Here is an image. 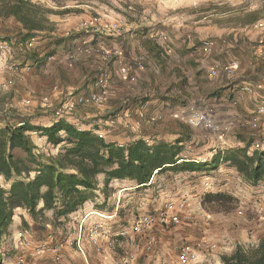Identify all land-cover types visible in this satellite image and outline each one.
<instances>
[{
  "label": "crops",
  "instance_id": "0c3cea01",
  "mask_svg": "<svg viewBox=\"0 0 264 264\" xmlns=\"http://www.w3.org/2000/svg\"><path fill=\"white\" fill-rule=\"evenodd\" d=\"M31 1L53 9L48 18L54 29L32 39L33 46L30 49L36 56L31 59L25 47L18 43V23L12 18L6 19L14 28L1 38L10 43L7 60L15 69H4L0 73V93L5 92L7 98L11 97L9 101L5 98L7 102L0 109V115L16 106L17 110L27 112L26 121L35 126L47 127L58 119H63L73 125L78 123L82 130L102 133L107 142L119 146L149 138L152 144L165 142L167 145H175L179 149L177 163L191 161L202 163L205 167L217 165L208 174L204 171L171 170L154 173L150 178V185L144 188H137L136 183L129 179H115L105 185L104 173L98 174L94 195L83 206L95 211V219L101 220L103 229H100L97 242L92 246L81 250L64 246L63 264L109 262V241L113 242L117 253H125L128 249L126 240L119 237L118 232L129 225L121 227L117 223L119 219L116 208L109 210L104 203H97L100 198L105 202L114 186H117L115 191L118 195L136 196L142 190L153 187L163 174H170L173 183L169 193L176 194L173 184L177 180L189 183L195 175H200L201 185L209 182V192L227 191L231 196L237 197L240 193L235 181L243 182L246 185L244 188H252L254 192L253 188L257 185L245 182L230 166L229 161L223 158L237 150H245L247 154H251L254 151L252 142L264 138V114L258 115V129H253L248 123L264 98V20L257 18L243 26L232 24L237 22V0H228L229 5L222 0H130L131 3L123 0V5L119 6L128 10V14L110 8L111 3L104 0ZM178 3L181 7H175ZM250 3L240 21H247L245 16L260 6L254 0H250ZM94 17H98V20L94 21ZM118 17L127 22V27L120 32L112 31L110 24ZM205 42L210 45L209 51L204 48ZM81 46L99 47L112 55L105 62L99 54L86 55L79 52ZM135 56L142 58L141 68L134 63ZM233 59L238 61L233 74L229 75L222 70L216 75L210 74L215 66ZM121 65L128 67L127 74L120 73ZM102 73L109 77L102 106L77 105L63 115L55 112V107L60 104L63 96L53 91L54 87L74 94L100 92L94 82ZM245 87L250 89L246 90ZM45 95L49 97L51 107L39 106L41 97ZM189 105L209 112L221 131L189 125ZM139 113H143L144 118L139 117ZM108 114L117 119L115 125L106 122ZM147 117L155 121L148 124ZM19 121L17 113L9 120L2 119L3 123L0 124L3 127L18 124ZM123 121H127L129 125L138 122L139 128L135 131L130 127L126 128L122 125ZM30 134L33 140L35 137L40 142L34 140L38 151L48 154L51 147L56 153L61 148L60 145L54 147L48 143L46 136L37 131H31ZM198 188L201 186L185 185L182 191L201 203L203 193L201 195ZM260 197L264 199V192L259 198L253 195L251 199L247 198L251 202L248 207ZM41 205L40 203L39 206ZM77 213L75 211L69 214L64 220L65 226L73 222L72 218ZM212 213L218 215L220 212ZM45 214L51 216L52 211L47 210ZM15 217L13 216V221ZM206 226L204 230L210 236L205 237L204 242H208L213 248L206 247L203 252L196 250L194 244L188 241L199 258L183 261L176 251L175 264H222L219 258L221 252L218 250L230 253L237 243L255 244L264 234V228L255 232H245L242 229L240 234H235L215 222L207 223ZM197 231L191 223L155 225L149 233L151 248L138 261L143 264H174L170 256L171 246L165 247L166 244L193 238L190 234ZM72 235L75 236V232ZM211 235L214 236L212 240ZM166 250L169 252L165 253Z\"/></svg>",
  "mask_w": 264,
  "mask_h": 264
},
{
  "label": "trees",
  "instance_id": "16d2710c",
  "mask_svg": "<svg viewBox=\"0 0 264 264\" xmlns=\"http://www.w3.org/2000/svg\"><path fill=\"white\" fill-rule=\"evenodd\" d=\"M52 12L53 9L31 0H0V19L12 18L18 23V43L27 53V41L53 31L48 18ZM28 56L34 59L36 53L31 51ZM31 131L46 136L54 147L60 145V150L55 155L38 151ZM178 153L175 145L158 142L148 146L142 139L119 146L63 119L47 127L26 120L21 125H4L0 128V177L8 187L0 183V238L9 231L17 208L25 210L32 220L20 216V225L31 232L42 235L47 224H63L69 214L93 197L98 174L104 173L105 185L114 179H129L137 188H144L150 185L155 170L156 174L166 170L208 174L217 166L177 163ZM223 160H228L245 182L264 185V150L251 154L237 150ZM235 200L227 191H207L200 202L212 213L224 211ZM47 210L52 211L50 218L45 214ZM219 258L222 264H264V234L255 244L237 243L232 252H221Z\"/></svg>",
  "mask_w": 264,
  "mask_h": 264
},
{
  "label": "rangeland",
  "instance_id": "374dc122",
  "mask_svg": "<svg viewBox=\"0 0 264 264\" xmlns=\"http://www.w3.org/2000/svg\"><path fill=\"white\" fill-rule=\"evenodd\" d=\"M104 1L106 2L108 1V3L109 2L111 3L110 8L128 14L126 12L128 10L120 8V6L123 5V0H116L117 1L116 3H114L113 0H104ZM126 1H128V3H131L130 0H126ZM222 1H226L225 2L226 5H229L230 3V1L228 0H222ZM231 1L235 2L234 0ZM254 3H258V5L260 6L256 8L254 11L250 12L251 14L248 13L247 14L248 16H245L247 21L245 20L240 21V17L242 13H244L247 7H250L251 3L250 0H237L235 4L237 5L236 6L237 15H235L237 17L236 19L237 22L232 24H235V26H237L238 24L243 26L244 24H249V22H251V19L254 17H258L264 20V0H254ZM175 7H181V4L178 3L175 5ZM193 7H197V6H193ZM95 15L99 16L100 14L95 13ZM13 28L14 26H12L11 23L6 21L5 19H2L0 21V39H3L1 38V36L6 35V33L12 31ZM28 51L31 52L32 49ZM1 87L3 88V86ZM5 98L8 99L9 101L11 97L7 98L5 92L0 93V109L4 108V104L7 102ZM14 103H12V105H14ZM12 107L11 108L13 110H10L9 108L6 114L2 113V115H0V123H3L1 122L2 119L9 120L13 115L15 114L17 115V113L20 120H27L26 118L27 112L24 111L22 112L17 110L16 106H12ZM34 140L35 142L37 141V143H40L35 137ZM49 149L52 148L49 147ZM49 149L47 151L48 154L55 155L57 153V152L55 153V149L54 150L52 149L51 152L49 151ZM199 176L200 175H195L194 178L189 181V183L188 182L184 183V180H177L173 184L175 186L173 190L175 192L177 191L176 194H172L171 192L169 193V189H172V183H173L172 181L173 178H171L170 174L167 175L163 174L161 180L159 179V182L157 183L155 182L153 184V187L148 188L147 190H142L140 194L139 195L137 194L136 196H130L129 194L118 195L117 192L115 191L117 186L113 185L115 188L112 190L106 201L103 202V198H100L97 200V203H104L105 207L109 210H111L112 208H116L115 212L117 213L119 219L117 223L122 227V226L130 225L137 217L143 214L154 213L160 206H162L163 202L171 196L174 198L186 196L189 199L188 207L192 213V217L191 220H189V222H184V223H191L193 227H195V229L196 228L198 229V231L193 235L190 234V236L193 238H188V239L184 238L182 240H175V242H172L170 244L165 243L167 245L165 247L171 246L170 248L172 252L170 253L171 254L170 256L174 264L177 262L175 256L177 248L174 249V247H179L181 246V244L182 245L188 244V241L194 244L193 247L196 250L198 249L203 252H205L206 247L213 248L211 244L209 245L208 242L207 243L204 242L206 241L205 237L210 236L209 233H207V231L204 230V227H207L206 226L207 223L215 222L219 224L221 228L225 227L229 229L231 233H235V234L237 233L240 234L241 231L243 230L245 232H255L259 229L264 228V221L261 223V225H258V216L255 213V209L258 204L264 205V199L261 197L260 199H256V200L253 199V201L254 200L255 201L252 203V206L250 207H248V205L251 202L246 200L247 198L251 199V195H253L256 198H259V195L264 192V187L262 184H258L256 187H254L253 188L254 192H252V188H244V186L246 187V185H244L243 182L237 183V181H235L234 184L236 188L239 190L240 195L235 197L236 199L235 202L229 204L227 208L224 209V211H219L220 213H218V215H214L210 211H207L204 206H203V211L198 210L197 199L195 197L192 196L190 197L185 195V193L182 191L185 185L186 186L198 185V187L201 186V188H198L200 194L210 190V188L205 189V186L200 184ZM0 183L4 187H8V184L3 181L2 177H0ZM79 213L81 215L84 214L83 211ZM21 215L24 216L25 219H27V221L32 222V220L29 218V215L25 210L20 208H17L15 210V214H14V216H16L15 220L12 221V224L7 234H5L0 238L1 264H63L64 258L62 256V250L64 249V245L61 248V255L58 261L54 260V256L52 252H50L47 248L48 246H52L55 244L62 245L63 241L65 240V237H73L72 234L75 232V228L77 224L76 221L72 220L73 222H71L67 226H65V222H63V224L56 223L55 225L47 224L46 230L43 231V234L41 235L40 233L37 232H31L29 229L28 230L24 229L20 225ZM47 217L50 218L51 216H47ZM91 217H92L91 219L87 218V221L98 220L99 222H101V220L95 219L97 217L96 214H92ZM212 239H214V236H212L211 240ZM26 240L29 241V244L27 245H25ZM43 242L46 243L47 245L45 246V249L42 251L37 250L39 247H41ZM162 244L163 243H160V245ZM165 247L163 246L162 248L164 249ZM218 252H225V251L218 250ZM165 253L167 252L165 251ZM67 259L70 260L69 257H67ZM200 260L201 259H199V261Z\"/></svg>",
  "mask_w": 264,
  "mask_h": 264
},
{
  "label": "built area",
  "instance_id": "2783aa9c",
  "mask_svg": "<svg viewBox=\"0 0 264 264\" xmlns=\"http://www.w3.org/2000/svg\"><path fill=\"white\" fill-rule=\"evenodd\" d=\"M94 21L98 20V17L93 18ZM110 29L112 31L120 32L126 29V21L118 17L114 19L110 24ZM26 47L31 48L32 41L26 42ZM205 50L209 51L210 45L208 42L204 43ZM79 52L86 55L99 54L103 61H108L110 59L109 51H106L99 47L93 46H81L78 49ZM10 52V43L6 40L0 39V72L4 69L14 70L15 67L13 64L8 63V54ZM134 63L141 68L143 66V61L140 56H135L133 59ZM238 67V61L233 59L228 63L215 66L210 70L211 75H216L219 70H222L224 73L229 75L233 74L236 68ZM120 73L125 75L128 73V67L121 65ZM94 85L100 89V92H92L88 95L85 94H74L71 91L64 90L61 91L57 87L53 88V91L58 92L60 96H63L62 101L58 106L55 107V112L59 115L66 114L73 110L77 105H94L96 107L102 106L104 97L103 94L107 92L109 85V77L106 73H102L95 80ZM246 90H249V87H245ZM39 106L42 108H48L52 106V103L47 95L42 96L39 101ZM256 114L250 118L249 124L253 129H258L260 125V119L258 115L264 114V98L261 100L260 104L256 108ZM187 112V122L189 125L197 126H206L210 130L218 132L221 131V127L214 122L211 115L207 111H200L194 105H189ZM143 113H139V117H143ZM24 120H20L18 125L23 124ZM155 121L153 118H146L148 124H152ZM106 122L109 125H115L117 119L114 118L111 114H108L106 117ZM122 125L124 127H130L133 131L139 128L138 122H135L131 125L127 121H123ZM75 127L81 129L78 123H75ZM98 136L103 138L102 133H98ZM144 142L150 146L152 142L149 138L142 139ZM251 147L253 150H264V138H258L252 142ZM183 158L186 156L183 155ZM156 173V170L154 171ZM115 181V179H114ZM205 189L210 188L209 182H205ZM189 199L186 196H181L178 198L169 197L167 198L162 206H160L154 213H149L137 217L128 227H124L118 232V236L126 240L128 249L125 253H117L112 241L108 243V251L111 260L103 261L101 264H143V262L138 261L139 257L147 252L151 248L152 239L150 237V230L155 225H180L184 222H189L192 217V213L188 207ZM82 207V208H81ZM76 212H78L72 220L76 221L75 236L65 237L63 244H55L48 246V250L52 252L54 260H59L61 255V248L64 246L72 248L73 250H81L86 246H92L97 242V238L100 234V229H103V224L98 220H92L87 222V218H90L92 214H95V211L91 209H86V207L81 206ZM198 210L203 211L201 203H198ZM83 211L84 214L81 215L79 212ZM255 213L258 216V225L264 221V205L259 204L256 207ZM22 235V234H21ZM29 244V241H25V245ZM46 243H42L41 247L37 250H44ZM177 248V249H176ZM177 250L178 256L183 261L196 260L198 258L197 253L189 244H184L179 247H174ZM168 253L169 251L166 250Z\"/></svg>",
  "mask_w": 264,
  "mask_h": 264
},
{
  "label": "bare ground",
  "instance_id": "6f19581e",
  "mask_svg": "<svg viewBox=\"0 0 264 264\" xmlns=\"http://www.w3.org/2000/svg\"><path fill=\"white\" fill-rule=\"evenodd\" d=\"M99 214V213H98ZM100 216H102L101 214H99Z\"/></svg>",
  "mask_w": 264,
  "mask_h": 264
}]
</instances>
